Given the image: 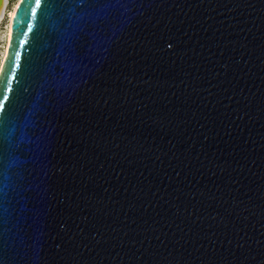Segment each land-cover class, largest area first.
Segmentation results:
<instances>
[{
	"label": "water",
	"instance_id": "obj_1",
	"mask_svg": "<svg viewBox=\"0 0 264 264\" xmlns=\"http://www.w3.org/2000/svg\"><path fill=\"white\" fill-rule=\"evenodd\" d=\"M33 7L4 61L23 38L0 264H264V0H69L88 44L55 87L67 20Z\"/></svg>",
	"mask_w": 264,
	"mask_h": 264
},
{
	"label": "snow or ice",
	"instance_id": "obj_2",
	"mask_svg": "<svg viewBox=\"0 0 264 264\" xmlns=\"http://www.w3.org/2000/svg\"><path fill=\"white\" fill-rule=\"evenodd\" d=\"M73 3L77 0H72ZM79 3H84L85 0H78ZM89 4L97 2V0H87ZM69 3V0H35L36 7L31 9L32 15L36 16L37 9L44 6L48 17L57 16V22L60 24L65 23L67 20V27L63 31L57 30L55 32V43L58 45L54 49L57 59L51 63L45 65L44 71L46 74L51 75V86L55 87L57 83V76H64L66 73L72 72L77 62L82 56L86 55V48L88 41L86 39L87 33L85 27L82 26V17L77 16L73 19L72 16L65 17L63 13V6ZM73 15L75 13L73 12ZM44 13H41V17ZM31 21L28 24V31L23 32V36H28L29 31L32 30ZM18 47L10 45L12 48L11 59L7 60L9 70L5 74L4 64H0V76H3V80L0 82L7 84V89L5 93L0 98V140L5 137L6 125L8 119V113L5 112V104L9 99V93L12 91L13 81L15 80V74L17 69L20 67V61L22 58V53L18 50L19 47H23L26 41L23 38L18 39ZM28 122L25 121L21 128H27ZM19 147V145H17ZM4 148L0 145V166L4 163Z\"/></svg>",
	"mask_w": 264,
	"mask_h": 264
},
{
	"label": "bare ground",
	"instance_id": "obj_3",
	"mask_svg": "<svg viewBox=\"0 0 264 264\" xmlns=\"http://www.w3.org/2000/svg\"><path fill=\"white\" fill-rule=\"evenodd\" d=\"M20 0L18 1V3L15 5L14 9L11 10L9 13H7V8L9 5V0H0V24L2 23V21L5 19V17H7L8 15V28H7V32H6V44H5V48L3 51V57H2V63L4 64L5 61V57H6V53H7V49H8V45H9V39H10V30H11V23L14 17V13L16 10V7L18 6Z\"/></svg>",
	"mask_w": 264,
	"mask_h": 264
},
{
	"label": "rangeland",
	"instance_id": "obj_4",
	"mask_svg": "<svg viewBox=\"0 0 264 264\" xmlns=\"http://www.w3.org/2000/svg\"><path fill=\"white\" fill-rule=\"evenodd\" d=\"M19 0H9V5L7 8V13L14 9L15 5L18 3ZM8 15L0 24V64L2 63L3 51L6 44V32L8 28Z\"/></svg>",
	"mask_w": 264,
	"mask_h": 264
}]
</instances>
